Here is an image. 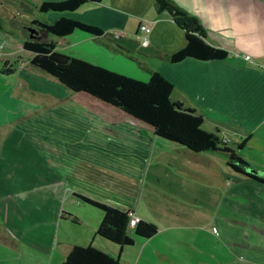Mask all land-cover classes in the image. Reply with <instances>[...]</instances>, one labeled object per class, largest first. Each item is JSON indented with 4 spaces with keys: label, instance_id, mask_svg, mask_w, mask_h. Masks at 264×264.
Masks as SVG:
<instances>
[{
    "label": "crops",
    "instance_id": "crops-1",
    "mask_svg": "<svg viewBox=\"0 0 264 264\" xmlns=\"http://www.w3.org/2000/svg\"><path fill=\"white\" fill-rule=\"evenodd\" d=\"M170 1L198 20L205 42L226 51L224 59L166 60L184 46V32L154 0H103L50 14L52 22L67 17L103 34L75 30L47 39L65 54L141 81L158 72L172 84V100L200 115L202 128L226 146L240 145L236 152L249 171L264 177V0ZM140 23L151 28L147 47L136 38ZM32 67L22 58L14 73L21 107L29 101L21 117L42 109L51 124L39 126L47 136L32 147L20 144L13 129L0 137V244L51 246L47 226L58 264L73 246L88 245L119 254L123 264H264V183L233 171L220 154L194 153L156 136L44 71L38 79ZM81 196L131 212L157 232L143 238L129 227L133 244L119 251L95 234L102 211ZM51 202L57 212L45 214ZM51 262L36 257L32 264Z\"/></svg>",
    "mask_w": 264,
    "mask_h": 264
},
{
    "label": "trees",
    "instance_id": "trees-1",
    "mask_svg": "<svg viewBox=\"0 0 264 264\" xmlns=\"http://www.w3.org/2000/svg\"><path fill=\"white\" fill-rule=\"evenodd\" d=\"M103 0H56L43 1L38 6L41 13L72 12L80 6ZM159 11H167L174 24L184 32L185 44L177 52L166 56L171 63L186 58L199 60L224 59L226 51L214 48L205 42V33L198 20L171 3L170 0H154ZM50 35L64 37L75 30L94 36L103 31L93 25L71 18L60 17L52 23H37ZM4 39L5 55H0V74H14L22 57L29 63L56 79L66 89L83 93L106 105L112 106L131 118L151 127L153 133L165 140L177 143L194 153H217L226 158L227 165L235 172L258 182L264 177L251 171L247 162L236 150L226 146L218 134L202 128L203 119L194 110L185 108L181 102L171 99L173 86L158 72H152L147 81L128 77L106 68L93 65L82 59L65 54L56 48L52 39L37 34L16 37L1 34ZM1 45V43H0ZM23 54L24 56H22ZM250 170V171H249ZM85 203L102 211V219L95 234L119 247L132 245L128 235L129 213L120 211L104 203L79 197ZM133 228L135 235L149 238L156 234L157 227L138 220ZM61 264H123L119 254L111 257L106 253L88 246H73Z\"/></svg>",
    "mask_w": 264,
    "mask_h": 264
},
{
    "label": "rangeland",
    "instance_id": "rangeland-1",
    "mask_svg": "<svg viewBox=\"0 0 264 264\" xmlns=\"http://www.w3.org/2000/svg\"><path fill=\"white\" fill-rule=\"evenodd\" d=\"M40 2L41 0H0V31L16 37L30 36L29 33L31 31L42 38L53 37L56 39L55 36L50 35L40 25L29 24V22H27L31 19H36L33 21L37 23H52L50 14L54 13L39 12L38 6ZM1 36L0 34V55H5L6 51L4 52L3 48H6L5 45H3L4 39ZM21 55L24 56L23 54ZM22 58L26 57L24 56ZM32 68L35 70L33 72L34 75H39L38 79H40L41 76H46L40 69L35 67ZM1 76H3L4 79H0V137H2V133L7 132L8 129H13L12 135L18 138L20 144L32 147L31 141L36 142L37 139H40L39 137L47 136V133L39 128V126L51 123L47 120L46 114L42 109L25 118L21 117L22 112L25 113L27 111L29 101L25 97L24 104L21 107V98L15 96L18 92H20V94L23 93L16 84L15 77L17 75L5 74ZM5 88H7L8 94H5ZM9 90L14 94L12 98H10ZM246 152L250 153L249 150H246ZM49 208L51 209L49 210ZM56 212V203L51 202L46 206L45 214L50 215ZM44 229L46 231L45 240L48 239L51 246L46 247L27 240L21 241L19 237L20 241L16 242L15 247L8 246L5 243L0 244V262H2L1 258L3 257V264H7V258H13V264H32L36 257L41 258L43 261L52 257L51 264H58L56 240L54 238H48L47 226ZM53 229H55V227ZM53 248H55L54 253H52ZM19 253H22V257H20ZM244 261L245 260H239L238 264H243Z\"/></svg>",
    "mask_w": 264,
    "mask_h": 264
},
{
    "label": "built area",
    "instance_id": "built-area-1",
    "mask_svg": "<svg viewBox=\"0 0 264 264\" xmlns=\"http://www.w3.org/2000/svg\"><path fill=\"white\" fill-rule=\"evenodd\" d=\"M151 31V28H150V25L149 24H143V23H140L138 25V29H137V34H136V38L137 40L139 41V45L141 47H147L148 46V35ZM248 58V56H247ZM223 142H225L224 140H222ZM129 213V223H128V226L130 228L134 227L137 223V218L131 213V212H128Z\"/></svg>",
    "mask_w": 264,
    "mask_h": 264
},
{
    "label": "water",
    "instance_id": "water-1",
    "mask_svg": "<svg viewBox=\"0 0 264 264\" xmlns=\"http://www.w3.org/2000/svg\"><path fill=\"white\" fill-rule=\"evenodd\" d=\"M28 31H29V30H28ZM31 33H32V32L30 31V33H29V34H30V36H32V34H33V33H32V34H31Z\"/></svg>",
    "mask_w": 264,
    "mask_h": 264
}]
</instances>
